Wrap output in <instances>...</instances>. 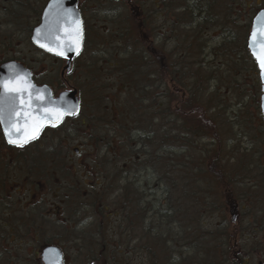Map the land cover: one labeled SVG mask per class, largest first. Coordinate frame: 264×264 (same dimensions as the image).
<instances>
[{
  "label": "rangeland",
  "instance_id": "374dc122",
  "mask_svg": "<svg viewBox=\"0 0 264 264\" xmlns=\"http://www.w3.org/2000/svg\"><path fill=\"white\" fill-rule=\"evenodd\" d=\"M25 1L28 3V7H23L21 5L19 7V5L16 4L17 6L15 9L18 10L19 15L15 18H11L10 14L4 11V0H0V62L2 60L7 61L8 59L20 61L31 69L37 83L50 85L52 89H54V94L56 95L63 90L69 89L71 85H75V76L79 73V70L77 69L78 66H82L81 64H83V68H85L84 65L86 64V61L90 59H86V56L82 54L80 58L76 61L74 60L76 63V65H74L76 71L74 70L72 75L69 74L67 76V81L70 86L66 85L64 80L59 78V72L63 63L57 58L34 48L30 42L32 28L40 21V15L46 0ZM100 1L101 4L92 3L89 8L84 10L88 31L90 32V36L94 38V34L100 32L99 29L107 25V22L105 23L104 21H101V19L106 16L108 10L110 9L111 11L117 7L121 9L120 5L113 1L109 4L106 0ZM131 1L132 7H135L136 5L139 6L140 2L142 3V0ZM166 1L167 0H165V2ZM186 1L187 0H170L168 6L165 3V10H172L169 16L166 14V24L168 25L171 21H175V23H172L170 26L173 25L176 28L184 27L185 30L182 31L181 37H179L178 40L174 39L169 32H165V37L168 36V38H165V41L162 40L163 51L168 54L175 48V45L178 47L180 46V50L177 47L178 52L176 53L175 58L180 63L182 62L180 59H183V62L185 63H190L188 70H190V73H192L194 77H197V81L200 82L199 91L203 99L199 106L207 117L212 118L214 112V114H217L215 119L212 118L213 123L215 124V126L213 125V133H215L216 138L208 135L203 139H198L199 136H197V134H189L190 143L188 144V149L185 154V156H189L190 158L188 160L190 163L189 169L192 171L197 166H200L203 167L204 171H206V169L207 171H210V169L205 167V164L202 165L199 162V157L202 156L200 155V152L207 151L206 158H208L211 153L218 151L220 159L218 162L220 167H217L222 168L223 172L231 177L237 173L238 180L236 191L239 193H242L243 191L249 193L251 190H249L250 185L247 177L252 175L249 167L253 165L255 166L256 164L264 165V132L258 123L253 124L248 117L249 110L254 112L255 86L253 83L254 77L250 69H255V65L251 62L253 60L248 57V54L246 55L242 52V45L243 38L247 39L251 18L254 12L264 5V0H252L253 2L250 5V0H218V2L216 0L215 4L219 8L218 11L213 8H211L210 12L208 11L209 14L213 11L216 24H214L215 28L210 30V27H204L200 32H197L195 29H190L189 31V29L187 30L185 27L188 24L186 19L189 20V18H187L188 14L182 13V8L185 6L184 3ZM188 1L189 3H193V0ZM204 1L205 0H202L201 3L205 5ZM94 2H96V0ZM126 5V8L121 9L123 16L127 15L128 12L131 13V6H129V4ZM142 8L144 10L142 19L146 22V14H148L147 17L150 19L151 27H156L160 18L158 19L154 12L147 10L145 3ZM192 15L193 17H198L196 12H193ZM177 16L179 21L177 20ZM200 16H202L203 19H200V17L199 19L202 20V22H205L204 18L206 14H200ZM227 17L233 18L234 22L230 24L228 19L226 21ZM222 22L224 23L223 26L221 24ZM110 28L111 27L108 29ZM150 29L151 28L148 29V32L144 30V38H146ZM151 33L152 36L155 37L154 35H156V33H154L153 29H151ZM140 36H142L141 33ZM187 36L193 39L197 36L198 49L186 56H182L179 55V52L182 51V47H185V45L191 42L189 40L183 41ZM102 37H105L104 33L102 34ZM108 38L109 34L106 36L105 40ZM143 40L145 44H147L146 40ZM155 40L157 43L160 42L158 37H155ZM112 41L114 43V40ZM98 43L100 42L97 41L94 45H97ZM155 45L156 44H154V46ZM92 50L95 53L97 51L96 47H93ZM201 64L204 68L200 66ZM97 65L98 64H96V66ZM97 69L100 68L97 67ZM95 75L98 76L97 82L101 85L100 92L102 96L106 98L105 100H101V102L99 101L100 106L93 105L92 101L84 98L87 107L80 112V115L64 120L57 128V131H55L57 135L49 129L44 131L37 143L32 144L29 148L33 149L39 146V154L42 153L41 156L47 154V149L52 148L57 150L60 154V160H62L68 170L69 175L67 176L70 177L72 181H79L81 185L80 189L77 190L79 191L77 195L79 198L77 199V196H75V201H72L73 203L81 204L75 207L77 214L72 216H78L77 219L84 218V225L76 226L72 221L70 224V216L69 213H67V209L60 206L59 201L53 199V197H47L45 200L46 203L44 204V208L46 209V220L48 221L49 226V223H51V229L54 233L59 229V224L56 222L61 218L64 222L67 221L68 223L69 230L67 235L69 243L64 245L66 264H231L232 262H235L236 257L234 253H229V255L225 257V254H223V256L222 254L214 253L203 254L198 250L190 248L181 251L177 250L178 254L175 253V255H179V257L176 258L175 263L172 262L173 260L171 258L168 260H162L160 256H158V258L154 256L149 257L147 252L142 249L143 243L141 244L140 241H135L134 239L130 240L128 236L122 235L120 243L126 244L127 240H129V247L127 249L126 246L122 247L117 240H115L123 229L122 227H118L116 219L115 224H112V227H110L108 223L106 224L104 222L105 224L102 225L98 222V219L100 218L98 215L99 211H102L100 206L101 202H103L102 205L108 207L104 214L111 213L112 200H109L104 194V199L98 201L99 193L102 194V190H100V186L98 185H100L101 180L106 181V177L109 176L108 171L111 172V168L114 167V165L113 163H109L108 167V164L106 163L107 168L105 170L96 168L93 173H90L87 167H97L100 160L104 162L110 157H113L108 155L106 156L107 158L101 159L99 152L95 155V150H100V146L102 145L100 139L108 133H111L112 137H115V141L118 142V137L115 136V133L110 131V129L113 130V126L117 125L114 123V115L116 114L117 107L122 100H118L115 96L116 91L114 85L107 84L111 83L112 75L109 76L108 74L109 78L106 79L108 76L103 74L100 76L98 70H96ZM84 77H87V75L79 74V78ZM108 86L109 89L106 90L105 87L108 88ZM216 87L218 90H216ZM227 87H230V89ZM173 92V101L168 102L167 104L170 110L169 114L173 115L175 118V124H177L176 129H179L180 126L185 127L187 121L190 123L193 122V118L192 115H188V113L182 115L179 112L181 116H178L175 113L177 107L176 99L179 96L187 97V91L182 89L180 92L176 91L179 93L173 94ZM108 98L111 99L110 104L107 100ZM206 108H209V110H206ZM232 111H234V113ZM86 116L89 119H91V117L96 118L93 121L87 120L85 125H81L80 122L83 121ZM179 119H183L185 122L180 124ZM98 143L100 145L96 149ZM130 144L131 140L128 141L127 145L130 146ZM104 146L105 145L102 146V150L105 149L103 148ZM74 149H78L79 152L75 154L73 151ZM259 151L261 153H259ZM127 152L128 151H125L123 153L127 154ZM111 153L113 154L114 152L111 151ZM181 153L182 150L176 149L174 155L180 158ZM49 154H51V152ZM133 154L134 153H132V155ZM165 159L166 158L163 154L160 160H153L152 164H150L151 169L146 172L143 168L144 164H142L141 161H148L145 158H142L138 163H133L131 166V172L128 174L130 180L133 182L134 190H137L136 188L141 186L143 191V188L147 187L148 189H146V192L148 193V198L151 197L149 193H154L155 198L147 201L149 204V207H147L149 209L155 207L154 210H156L157 205H159V199L162 195L159 189L163 187L159 186L158 188L156 183L158 178L162 177L163 168L168 166ZM122 160L123 158L119 155L115 161L116 166H118ZM174 163L175 165L172 167L169 166L171 170L174 169V166L179 164L175 159ZM155 167L159 168L157 172L152 170V168ZM63 175L66 176L65 173H62V176ZM175 176L176 174H174V178ZM177 177L178 174L176 178ZM189 177L192 179L191 175ZM196 177L197 176L194 175V179ZM230 180H232V178ZM83 183L85 184L83 185ZM178 183L181 188L183 187L181 185L189 184L186 179H183ZM114 185H116V183ZM198 187L199 186H197V193L201 191L202 185H200V188ZM260 187L259 194L260 196H264V184L262 183ZM137 191L139 192L140 190ZM186 195L187 194H182L179 189L175 197L184 199L187 198ZM205 195L206 192L197 195V197H204ZM187 204H189V202H187ZM61 207L64 209L63 212ZM150 215L151 214L148 213V216L146 217L147 220H149L148 217ZM107 220L114 223L113 216ZM153 220V218L150 219V221ZM76 223L78 222L76 221ZM182 223L185 225L184 222ZM99 224L103 227V230H101L102 233L98 238V241H100L99 245H101V243H106L104 246L106 254L102 256H99V252H96L99 245L95 247L93 246V243L97 241L95 235L98 234ZM154 224H156V222ZM205 224H207V227L215 229L214 224H216V222L214 219L206 221ZM70 225L73 226L72 229H70ZM244 238L250 239L251 237L250 235L245 234ZM111 241L113 244H111ZM116 243L120 245V248L118 249L119 252L123 251V253L117 255L116 252H114L113 248H115L114 245H116ZM107 256H109V258H107ZM238 256L242 260L245 259V264H258L259 260L264 261V254L259 257L253 253ZM88 259L90 260L88 261ZM150 259H152L153 263Z\"/></svg>",
  "mask_w": 264,
  "mask_h": 264
},
{
  "label": "trees",
  "instance_id": "16d2710c",
  "mask_svg": "<svg viewBox=\"0 0 264 264\" xmlns=\"http://www.w3.org/2000/svg\"><path fill=\"white\" fill-rule=\"evenodd\" d=\"M106 1L108 4L112 3V0ZM215 1L216 0H211L210 2L212 8L217 9L218 11L219 8L215 4ZM204 2L205 5L197 0H193V3H189V1L187 0L184 3L186 5V9L182 8V13H187V18H189V20L186 19L188 24L185 27L187 28V30L189 29L190 31V29H195L197 30V32H199L200 27L203 24L210 25V30L215 28V17L213 15V11L212 13H210V18L209 12L206 9V4L209 3V0H205ZM115 3H118L121 9L127 7L125 2L117 1ZM165 3L168 6L170 0H167ZM16 4L19 5V7L20 5L23 7H28V3L25 0H4V11L10 14L11 18H15L19 15L18 10L15 9V7L17 6ZM189 5H191V7L193 8L189 9ZM139 6L140 11L142 10V13L144 15V10L141 6V2ZM121 9L119 7L114 9L116 13H118L117 15L114 14V11L111 10V12L110 9L108 10L106 16L101 19V21H104L105 23L107 22V25L99 29L100 32H96L94 34L95 38L90 36V32L88 31L86 22H84L85 27L83 49L77 59L80 58L83 54L86 56V59L89 58L90 60H85V68H83V64H81L82 66H78L77 69L79 70V73L75 76L76 82L75 85H73L78 91L81 104L80 112L85 107H87L84 98L88 99L89 101H92V104L97 106H100L101 100L106 99L104 96H102L100 92L101 85L99 82H97L98 76L95 75L96 70H98L100 76L101 74L106 76H108L109 74V76H113L111 83L107 84L114 85L116 91L115 96L118 98V100H122L119 106L117 107L116 114L114 115V123H116L117 125L113 126V130L110 129V131L114 132L115 136L118 137V142L115 141V137H112L111 133H108L100 139L102 142L100 150H95V155L97 152H99L101 159L107 158L106 156L108 155H111L113 157H110L107 161L104 162L100 160L97 167L88 166L87 169L90 173H93L96 168H101L105 170L107 168L106 163L108 164V167L109 163H113L114 167L111 168V172L108 171L109 176L106 177V181L101 180L100 185H98L100 186V190H102V194L99 193L98 201L104 199V194L109 200H112L111 210L115 212L114 218H116L118 222V227L123 228L124 225L122 232L116 237L117 239L115 240H117V242L122 247H128L129 240H127L126 244L120 243L121 236H128L129 234V231L126 228V224L130 222V218L132 217V222L140 223L141 225L143 219H145L141 216V202L142 204L144 203L146 206L149 207L147 201H150L152 198H155L154 193L152 194V192L149 193L151 197H147V187L143 188V191L141 189V186L137 187L136 189L140 190L139 192L137 190H134L133 182L128 176L132 169L131 166L133 165V163H138L139 161H141L142 158H145L148 162L144 160L141 161V163L144 164L143 168L147 172L151 169L150 164H152V161L156 159L160 160L162 158V155L164 154L168 166L163 168L162 177L158 178L156 186L158 188L159 186L163 187L159 189L162 193L160 199L164 200L165 207L170 209V214L173 213L175 200H177L178 198L175 197L178 193V190L180 189L182 194H187V198H179L180 201L176 202V206L180 207V211L178 213L180 214V230L176 229L175 231H180L179 236H185L186 234L185 237L187 238V233L189 229V219L187 217L189 206L187 202H189L194 196L197 198V200L207 198V176L212 175L218 188H222L220 185L222 184V181L227 182L229 180V176L227 177V174L223 172V169L219 168L220 166L218 161H220V159L218 151L211 153L208 158H206L208 153L207 151L200 152V155L202 156L199 157V162L202 165L205 164V167L210 169V171H207V169L206 171H204L203 167L200 166H197L195 169L190 171V163L188 162L190 158L189 156H185L186 150L188 149V144L190 143V133L197 134V136H199L198 139H203L208 135H211L210 137L216 138L215 133H213V125L215 126V124L213 123L212 118L215 119L217 114H214V112L212 114V118L207 117L199 106L202 103L203 99L199 91L200 82L197 81V77H194L192 73H190V70H188L190 67V63L183 62V59H180L182 61L180 63L175 58V55L178 52L177 50L181 49L180 46L178 47L175 45V48L171 50L168 54L162 51V43L163 41H165V38H168V36L165 37V32H169L174 39L178 40L179 37H181V33L183 30H185V28H176L173 25L170 26L172 23H175V21H171L168 25L165 21V25L167 26H165L163 29L164 40L157 43L155 40V37H158L157 26H149V28L153 29L154 33H156V35H154L155 37L152 36L150 29L149 33L146 35V38H144L143 34L146 26L145 21L143 19L142 21L139 20L142 18L141 14L139 15V19H136L134 15L131 14V11V13L128 12L127 15L123 16ZM171 11V9H166L165 17L166 14L169 16ZM193 12H196L198 17H193ZM200 14H206V22H202V20L199 19ZM227 19L230 24L234 22L233 18L227 17L226 21ZM109 27L111 28L108 29ZM103 33L105 34V37H102ZM140 33L142 36H140ZM108 34L109 38L105 40ZM143 39L146 40L147 44H145ZM158 39H160V37H158ZM112 40H114V43ZM186 40H189L191 42L185 45V47H182V51L179 52V55L186 56L198 49L197 36L195 37V39L187 36L183 41ZM97 41H99L100 43L94 45V43H97ZM154 44L156 45L154 46ZM242 46V52L246 55L248 54V57L251 59L246 47V39L244 38ZM93 47H96V53L93 52ZM163 55L164 60L161 57ZM96 64L98 65L96 66ZM200 66L204 68L202 64ZM97 67L100 69H97ZM75 69L76 67H74V70ZM74 70L71 71L70 75H72ZM80 73L81 75H87V77L79 78ZM109 76L106 77V79H108ZM227 88L230 89V87ZM105 89H109V86L108 88L105 87ZM182 89L187 91L188 96H179L176 99L177 107L175 109V113L178 116H181L180 113L182 115L184 113H188V115H192L193 122L190 123L187 121V124L185 123V127L180 126L179 129H176L177 124H175V118L173 115L169 114L170 110L167 103L173 101V90L174 94L179 93ZM216 90H218L217 87ZM107 100L110 104L111 99L108 98ZM206 110H209V108H206ZM232 112L234 113V111ZM95 118L96 117H91V119H89L86 116L84 117V120L80 122V124L85 125L87 120L93 121L95 120ZM184 122L185 121L183 119H179L180 124ZM58 127L59 126L50 127L48 129L51 130L55 135H57L55 131H57ZM40 138L41 137H39V139ZM39 139L34 141L32 144H36ZM129 140H131L130 146L127 145ZM99 145L100 144L98 143L96 149ZM103 145H105L103 147L105 148L104 150H102ZM39 148L40 147L38 146L37 148L33 149L40 152ZM175 148L182 150L180 158L174 155V153L176 152ZM46 151L47 154H45V156H41L42 153L37 154V174L39 176L40 174L44 173L45 166L48 165V162L46 161L51 159V171H47L50 175V182L54 194H52V197L53 199L59 201L60 206L67 209V213H69L70 216V224L71 221L75 224L77 221V217H73L75 214H77V210L75 207L77 205H80L81 203H73L72 201H75V196H77L79 193V191L77 190L81 187L80 182L77 180L72 181V179L67 176L69 175L68 170L66 169V166L64 165L62 160H60V154L57 152V150L50 148ZM111 151H113L114 153L112 154ZM125 151H128L127 154L123 153ZM50 152L51 154H49ZM132 153L134 154L132 155ZM119 155L121 158H123V160L118 166H116L115 161L117 160ZM174 159L177 160L179 164L174 166V169L171 170L169 166L172 167L173 165H175ZM41 161L42 163H40ZM214 168H217V170H214ZM158 169L159 168L156 167L152 168V170H154L155 172H157ZM211 171L213 172L211 173ZM62 173H65L66 176L63 175V177ZM174 174H176V176L178 174V177L176 178L175 176L174 178ZM191 174L197 177L191 180L190 182L189 176ZM183 179H186L189 184L187 183L188 185H181L183 186L181 188L179 187L178 182ZM115 183L116 185H114ZM84 184L85 183H83V185ZM200 185H202L201 191L197 193V186H199L198 188H200ZM204 192H206V195L204 197H197V195L203 194ZM78 198L79 197L77 196V199ZM102 204L103 202L100 203L102 211H99V217H102V215H104L106 209L108 208ZM131 205L134 209L130 214ZM154 208L155 207H152V209L148 208V213H150L151 215L148 217L149 220H146L148 221L149 225H154L155 222L157 223L158 211L157 207L156 210H154ZM151 218H153L154 220L150 221ZM170 221L172 220H167L165 226L171 224ZM182 222H184L185 225ZM72 228L73 226L70 225V229ZM165 228L166 231H168L169 236L175 234L172 233V231L169 232L170 228H168L167 226ZM101 230H103V227H101L100 229L99 225L98 234L95 235L97 241L93 243L94 247L100 244L98 238L102 233ZM152 230H150L149 232V234L151 233L152 235L150 234L151 237L149 239L151 241V245L147 248V254L149 255V257L154 256L158 258V256H160L162 260L170 259L169 248L161 243V237H158L157 233H155L156 231L153 232L155 229L153 231ZM184 236L179 238L184 239ZM118 243H116V245H114L115 248H113L114 252H116L117 255L119 253H123V251L119 252L118 249L120 248V245ZM111 244H113L112 241ZM105 245L106 243H101V245L97 247L96 252H99V256L106 254L104 249ZM224 256L226 257L227 255ZM107 258H109V256H107ZM89 260L90 259H88V261ZM150 261L153 263L152 259H150Z\"/></svg>",
  "mask_w": 264,
  "mask_h": 264
},
{
  "label": "flooded vegetation",
  "instance_id": "af4514ba",
  "mask_svg": "<svg viewBox=\"0 0 264 264\" xmlns=\"http://www.w3.org/2000/svg\"><path fill=\"white\" fill-rule=\"evenodd\" d=\"M94 1L78 0L77 2V7L84 22H86L84 10L89 8L92 3L101 4L100 0ZM112 1H120L129 4V6H131L132 15H134L136 19H139V15L141 14L143 18L142 10L140 11L139 9L140 6L136 5L132 7L131 0ZM197 1L201 2L202 0ZM210 1L211 0L206 4V9L209 12L212 8ZM252 2L253 1L250 0L249 5L252 4ZM144 3L147 10L154 12L157 18H160L157 23V32L158 37H160L159 40H164L165 0H142L141 6H143ZM185 6L183 9H186ZM189 6V9L193 8L191 5ZM112 11H114V14H118L115 10ZM147 15L148 14H146L145 30L148 32L149 26L151 25ZM199 17L203 19L202 16ZM209 17L211 18L210 14ZM142 18L139 20L142 21ZM204 21L206 22V17ZM221 24L223 26L224 23L222 22ZM204 27L208 28L210 25H202L199 32ZM161 57L164 60V55ZM58 60L63 63V60ZM4 62L6 61L2 60L0 65ZM74 65L75 64L72 62V71L74 70ZM250 71L254 77L255 100L254 112L249 110L248 117L253 124L258 123L264 132V116L261 109V83L256 66L255 69H250ZM32 78H35L33 73ZM30 145H32V143L23 147H11L6 145L0 125V264H44L42 254L44 250L49 247L59 248L62 252L63 263L66 264L64 245L67 243L68 238V223L65 221L66 225L61 218L56 222L59 224V229L54 233L51 229V223H49L50 226L48 225V221L46 220V209L44 208L46 198H52L53 194L50 175L47 171H51V161H46L48 165L45 166L44 173L38 176L36 158L39 152L34 149H29ZM259 153L261 152L259 151ZM214 170H217V168H214ZM249 170L252 174L250 177H247L250 185L249 190H251L249 193L245 191L239 193L236 191L238 180L237 173L232 177L227 175V177L229 176V180L227 182L222 181V184L219 183L222 188H218L212 175L207 176V198L197 200L194 196L188 204L189 229L187 238L185 234V236L182 235L185 238L183 237L184 239H180L179 237H182L179 236L180 231L175 232L176 229L180 230V214H178L180 207L176 206V202L180 201V199L177 198V200H175L172 214H170V209L165 207L164 200H159L156 224L161 228L167 226L170 228L169 232L172 231V233H175L171 236L161 235V243L169 248V258L173 260V263H175L176 258L179 257V255H175V253L178 254L177 250L181 251L178 248L181 242L185 244L188 242L190 249L198 250L201 253L222 255L234 253L236 261L231 264L246 263L245 259L242 260L238 255L253 253L259 257L264 254V196H260L259 194V190L261 189L260 185L262 183L264 184V165L256 164L255 166H250ZM212 172L213 171H211V173ZM231 178L232 180H230ZM61 210L62 212L64 211L62 208ZM132 210L133 208L130 207V214ZM140 211L141 216L145 218H142L143 221L141 226L149 230L151 225H149L146 220L149 209L147 206H141ZM111 217L112 214L106 213L98 219V222L102 225L108 223V225L112 227V224H115L116 218L113 216L114 223H111V221L107 220ZM170 219L172 220L170 221L171 224L165 226L167 220ZM210 219L215 220V229H211L205 224V222ZM83 221L84 218H78V223H75V225H84ZM130 223H132V217L130 218ZM100 227L102 226L100 225ZM244 233L250 235L251 238H244ZM142 236H144V233ZM143 247L144 246H142V249ZM258 264H264V261L259 260Z\"/></svg>",
  "mask_w": 264,
  "mask_h": 264
},
{
  "label": "water",
  "instance_id": "95a60500",
  "mask_svg": "<svg viewBox=\"0 0 264 264\" xmlns=\"http://www.w3.org/2000/svg\"><path fill=\"white\" fill-rule=\"evenodd\" d=\"M77 2L78 0H59L57 4L56 0H47L40 15V21L32 28L30 35V41L37 49L58 58H65L61 76L70 70L71 60L78 55L77 49L79 53L82 49L83 24L77 9ZM261 20H264V7L252 19L247 48L259 71L262 85L261 109L264 116V77H262L261 68L253 56V50L249 48L250 34L254 26L259 28ZM257 39H264V37H260L258 32ZM41 43H44L46 47H40ZM47 47H52L53 51H48ZM56 50L63 51L64 55H56ZM254 50L259 53L260 46L254 44ZM9 81L14 85L18 84L21 88L28 89L22 95L25 101L31 99L30 109L27 103L21 105L17 100L16 107L21 109L19 115L15 113L9 115L7 106H5L4 123L0 125L5 142L10 146L17 145L8 142L9 136L14 139L19 137L21 140L25 136L32 135L37 138L48 123L58 125L65 116L75 115L79 111V99L74 88L62 91L54 97L51 88L46 84H36L32 79L31 71L19 62L7 61L0 65V84ZM29 110L31 115L26 117L24 113ZM34 121L39 124L38 128ZM32 140L34 139H30L28 142ZM74 153H78V150L74 149ZM42 257L44 264H63L62 253L57 247L46 248Z\"/></svg>",
  "mask_w": 264,
  "mask_h": 264
},
{
  "label": "snow or ice",
  "instance_id": "6c2138e0",
  "mask_svg": "<svg viewBox=\"0 0 264 264\" xmlns=\"http://www.w3.org/2000/svg\"><path fill=\"white\" fill-rule=\"evenodd\" d=\"M57 4L59 3V0H56ZM259 20V17H258ZM259 32L260 37H264V20H261L259 23V28L254 26L253 31L250 34V40H249V48L250 50H253V56L257 60L259 67L261 68V74L262 77H264V39H257ZM254 44H258L260 46V52L257 53L254 50ZM40 47H46L44 43L40 44ZM47 50L52 52L53 48L52 47H47ZM71 50V49H69ZM56 55H64V52L61 50H56L55 51ZM77 54H79L78 49H77ZM0 124L4 123V113H5V106H7L9 115L15 113L17 115L20 114L21 109H18L16 107L17 100H19V103L21 105H24L27 103L29 106V109L31 107V99L29 98L28 101L24 100V97L22 93L28 89L26 88H21L18 84H12L10 81L9 82H4L3 84H0ZM74 114V113H71ZM24 115L26 117L31 115V111L25 112ZM27 123V121H26ZM34 124H36V127H39V124L34 121ZM35 135L32 136H25L22 140L17 137V138H12L9 136L8 142L10 144H16L19 147H23L25 143H27L30 139H35Z\"/></svg>",
  "mask_w": 264,
  "mask_h": 264
},
{
  "label": "bare ground",
  "instance_id": "6f19581e",
  "mask_svg": "<svg viewBox=\"0 0 264 264\" xmlns=\"http://www.w3.org/2000/svg\"><path fill=\"white\" fill-rule=\"evenodd\" d=\"M191 177H192V179H190V181L194 179V175L191 174ZM140 205L142 207H146L144 203L142 204V202H141ZM130 207L133 208L132 205ZM110 212H111L110 214H112V216L115 215V212L113 210H111ZM123 228H124V225H123ZM126 228L129 231L128 237L130 238V240L134 239L135 241H140L141 244L143 243V246H144L143 250L145 252H147V248L151 245V241L149 239L151 237L150 236L151 233L149 234L150 230H152V229L154 230L155 229L154 231L153 230L152 231L153 232L156 231L155 233H157L159 238L161 237V235H164V236L168 235V231H166V228L165 227L161 228V227L158 226V224L151 225V227H149V230H147V229L144 228V226H141L139 223H136V222L135 223L134 222L130 223V222H128L126 224ZM143 233H144V236H142ZM67 243H69V239L68 238H67ZM128 247H127V249H128ZM178 248L180 250H186L187 248H189V244H188V242H187V244H185L184 242H181L178 245Z\"/></svg>",
  "mask_w": 264,
  "mask_h": 264
}]
</instances>
